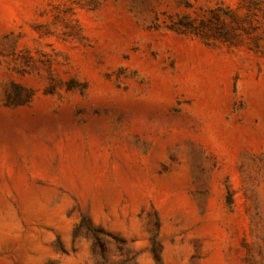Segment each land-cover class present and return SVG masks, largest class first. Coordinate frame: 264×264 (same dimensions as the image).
I'll use <instances>...</instances> for the list:
<instances>
[{"label": "rangeland", "instance_id": "rangeland-1", "mask_svg": "<svg viewBox=\"0 0 264 264\" xmlns=\"http://www.w3.org/2000/svg\"><path fill=\"white\" fill-rule=\"evenodd\" d=\"M0 264H264V0H0Z\"/></svg>", "mask_w": 264, "mask_h": 264}, {"label": "bare ground", "instance_id": "bare-ground-1", "mask_svg": "<svg viewBox=\"0 0 264 264\" xmlns=\"http://www.w3.org/2000/svg\"><path fill=\"white\" fill-rule=\"evenodd\" d=\"M9 228V222L0 217V232H4Z\"/></svg>", "mask_w": 264, "mask_h": 264}]
</instances>
